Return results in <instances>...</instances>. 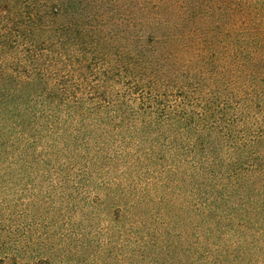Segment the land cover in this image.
I'll return each instance as SVG.
<instances>
[{"label": "trees", "instance_id": "16d2710c", "mask_svg": "<svg viewBox=\"0 0 264 264\" xmlns=\"http://www.w3.org/2000/svg\"><path fill=\"white\" fill-rule=\"evenodd\" d=\"M0 264H264V0H0Z\"/></svg>", "mask_w": 264, "mask_h": 264}]
</instances>
